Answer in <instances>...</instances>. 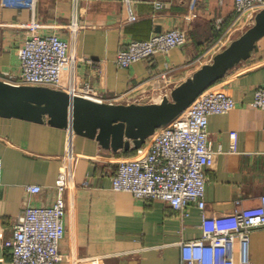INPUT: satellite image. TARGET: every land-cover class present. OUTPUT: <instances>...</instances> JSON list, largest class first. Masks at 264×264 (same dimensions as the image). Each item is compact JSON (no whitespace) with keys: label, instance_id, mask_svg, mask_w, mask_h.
Instances as JSON below:
<instances>
[{"label":"crops","instance_id":"0c3cea01","mask_svg":"<svg viewBox=\"0 0 264 264\" xmlns=\"http://www.w3.org/2000/svg\"><path fill=\"white\" fill-rule=\"evenodd\" d=\"M131 5L138 16L133 22L127 20L126 0H0V76L19 73L18 49L27 37V25L35 21L42 32L55 31L66 39L71 55L94 61L78 62L74 72L104 100L131 103L115 97L133 93L158 102L160 94L152 82L160 73H167L162 95H170L204 64L199 58L213 44L208 45L230 34L236 17L234 0H132ZM191 13L196 16L188 18ZM175 27L188 35L184 46L129 67L116 64V53L132 40L149 39ZM218 84L236 106L209 116V140L215 153L206 172L208 215L258 205L264 194V110L250 104L255 89L264 86V37L252 56ZM233 131L235 150L231 149ZM66 138L64 128L0 115V264L11 262L5 241L13 236L24 209L55 202ZM73 151L65 193L66 234L60 243L64 260L59 264H181L180 243L202 234L200 209L190 205L184 216L162 201L114 190L111 178L117 161L136 151L113 152L82 135L75 137ZM28 185H40L42 190L31 193ZM250 259L264 263V235H252ZM236 263L240 264L238 255Z\"/></svg>","mask_w":264,"mask_h":264},{"label":"built area","instance_id":"2783aa9c","mask_svg":"<svg viewBox=\"0 0 264 264\" xmlns=\"http://www.w3.org/2000/svg\"><path fill=\"white\" fill-rule=\"evenodd\" d=\"M131 1L126 0L127 20L133 22L138 16ZM234 1L236 17L232 31L249 18L254 20L264 8V0ZM195 16L196 13H191L188 18ZM27 27V37L18 49L19 73L5 74L0 79L17 85L63 89L71 94L106 101L90 82H80L74 72L80 61L93 64L91 58L74 57L66 39L55 31L42 32V25L35 21ZM224 39L222 37L214 43L204 56L213 58L218 52L215 49L224 45ZM187 42L186 31L175 27L155 33L149 39L132 40L126 49L116 53L114 60L118 66L125 68L158 53H168ZM204 56L199 58L200 61ZM159 76L165 79L167 73L162 72ZM250 104L264 110V86L255 89ZM235 106L236 101L218 82L214 83L174 120L156 129L144 145L136 149L134 156L117 161L116 173L111 178L114 190L129 192L136 198L162 201L184 216L189 214L190 205L200 209L202 234L180 243L181 264H237V255L240 264H264L250 259L251 237L256 231H264V194L258 205L237 206L226 214L206 213V172L214 163L215 153L209 140V116L227 113ZM66 131L64 162L56 183L57 198L51 205H29L19 216L13 227V236L5 241V247L11 254L10 264H59L64 260L60 243L66 234L65 193L71 177L68 160L74 158L73 144L77 136L70 127ZM236 146L237 133L233 131L231 149L235 150ZM27 189L31 193H39L42 187L28 185Z\"/></svg>","mask_w":264,"mask_h":264},{"label":"water","instance_id":"95a60500","mask_svg":"<svg viewBox=\"0 0 264 264\" xmlns=\"http://www.w3.org/2000/svg\"><path fill=\"white\" fill-rule=\"evenodd\" d=\"M264 37V8L253 24L158 102L117 103L96 100L48 86L13 84L0 79V115L58 128L96 139L113 152L136 150L156 129L179 116L204 90L249 59Z\"/></svg>","mask_w":264,"mask_h":264},{"label":"rangeland","instance_id":"374dc122","mask_svg":"<svg viewBox=\"0 0 264 264\" xmlns=\"http://www.w3.org/2000/svg\"><path fill=\"white\" fill-rule=\"evenodd\" d=\"M253 22H254V20L251 17V18L248 19V21H244L243 23H241V26L237 27L238 29H236L234 31H231L230 34H227V37H225V39L223 40L224 45L219 46L215 50H217L218 52L223 50L230 41H232L233 39H235L239 35H241L248 27H250L253 24ZM212 44H214V42L209 44L208 48ZM218 52H216V53H218ZM211 60H212V58H210V55H208L207 58H205V57L203 58L202 62L207 63V62H210ZM166 81H167L166 78L165 79L164 78H158V79H156V80H154L152 82V87L154 88L155 91H157L160 94V95H158V100L159 101L163 97L162 91H164V90H162V89L164 87H166ZM139 97L140 96H135V94L131 93V94L127 95L126 97H124L123 99H121V101H125V102H129V101H131V102H133V101L134 102L135 101H140V102L147 101L148 102V101H150V97L149 96L148 97H144V98H142V97L139 98ZM118 101H120V99ZM255 233H257V235H264V231L254 232L253 235Z\"/></svg>","mask_w":264,"mask_h":264},{"label":"trees","instance_id":"16d2710c","mask_svg":"<svg viewBox=\"0 0 264 264\" xmlns=\"http://www.w3.org/2000/svg\"><path fill=\"white\" fill-rule=\"evenodd\" d=\"M134 151H136V150H129V151H124V152L126 154V153H133Z\"/></svg>","mask_w":264,"mask_h":264}]
</instances>
